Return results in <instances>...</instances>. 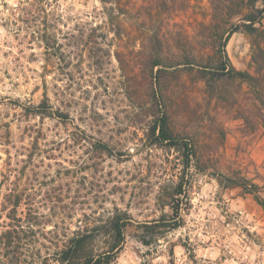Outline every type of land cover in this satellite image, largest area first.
<instances>
[{
    "label": "rangeland",
    "instance_id": "rangeland-1",
    "mask_svg": "<svg viewBox=\"0 0 264 264\" xmlns=\"http://www.w3.org/2000/svg\"><path fill=\"white\" fill-rule=\"evenodd\" d=\"M20 1L0 0V235L10 217L36 216L35 247L52 257L62 235L119 211L131 222L112 264H264V208L229 182L248 180L264 201V92L183 71L156 85L150 67L159 42L168 59L190 49L217 59L238 27L224 51L254 76L262 41L243 17L257 11L239 0H54L52 51L41 25L20 21ZM164 110L193 146L188 162L156 139Z\"/></svg>",
    "mask_w": 264,
    "mask_h": 264
},
{
    "label": "trees",
    "instance_id": "trees-1",
    "mask_svg": "<svg viewBox=\"0 0 264 264\" xmlns=\"http://www.w3.org/2000/svg\"><path fill=\"white\" fill-rule=\"evenodd\" d=\"M103 4H115L113 0H101ZM242 8H249L257 11L259 14L256 18L254 13H250L243 17L244 29L247 34L260 39L262 43L254 41L253 54L251 58V66L254 68L255 75L249 72L237 71L230 63L224 47L229 39L230 34L238 31V27L232 29L225 41L221 44L223 48L221 57L217 59H206L192 55L190 51L183 53L178 59H168L162 55L161 44L159 49H153L150 67L157 69L156 85L160 84V77L173 75L178 71L187 73L212 74L221 79L240 80L252 90H261L264 92V0H262V8L256 9V0H239ZM55 6L54 0H21L18 9L21 13L23 23H29L33 26H42V30L36 31L35 34L44 43L47 50H54L52 41L54 37L46 32L48 28H53L58 22L55 12L51 11ZM260 25V28L256 27ZM45 28V29H44ZM172 69V70H171ZM258 77V78H257ZM260 77V78H259ZM161 85V84H160ZM157 94V93H156ZM153 132H158L156 139L159 142H166L169 146L179 147L184 151L186 162L193 156V146L187 139L179 138L171 131L169 126V114L162 111L156 115ZM231 186L240 187L245 192L254 195L256 202L264 208V201L260 200L256 195L258 187L250 184L248 180L239 178L238 180H229ZM16 206V205H15ZM178 208H176L177 210ZM113 218L109 219L107 224L92 229H79L72 233L71 236L62 235V239H58L56 249L50 257L41 256L40 251L35 247L38 244V230L34 227L39 226L38 218L29 215L25 220L10 217L11 223L7 229L0 235V254L4 259L3 264H47L49 260H53L57 264H112L115 262L119 253L123 249L125 243L124 230L130 224V218L126 214L116 211ZM99 236L107 237V246L104 249H95V242Z\"/></svg>",
    "mask_w": 264,
    "mask_h": 264
}]
</instances>
